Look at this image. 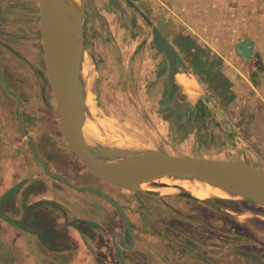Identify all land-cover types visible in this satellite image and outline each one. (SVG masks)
Instances as JSON below:
<instances>
[{"label": "rangeland", "instance_id": "374dc122", "mask_svg": "<svg viewBox=\"0 0 264 264\" xmlns=\"http://www.w3.org/2000/svg\"><path fill=\"white\" fill-rule=\"evenodd\" d=\"M131 1L140 10L127 0H81V43L90 58V69L88 84L84 83L80 100L84 118H88L99 133L98 138L92 135L93 141L96 146L98 142L105 148L100 142L102 140L110 149L203 155L206 147L212 148L217 144L215 136L205 142L204 138L195 137L197 131H194L193 137L188 135L187 127L170 125L172 122L169 119L175 117L170 112L172 109H168L173 95L170 90H165V86L170 87L171 84L170 81L167 83L166 59L153 41V29H161L171 39L185 36L183 45L190 48L196 43L198 48L194 56L203 60L211 52L215 57H221L232 51L239 76H251L252 79L253 75L257 77L259 71L264 69L261 68L264 64L259 68L256 56L249 63L239 57L236 44L252 40L255 55H261L264 60V0ZM1 8L0 27L2 24H23L20 32L13 34L0 29V39L6 38L3 35L13 36L23 46L24 89L46 90L45 114L40 119V127L61 138L57 143L71 148L75 156L61 129V113L48 78L46 63L43 75L41 67L40 76L37 72V59L39 56L41 59L43 53L39 0H11L7 2L6 10ZM143 14L149 17L154 27L149 26ZM188 34L193 36L192 39L187 37ZM201 42L216 47H199ZM229 42L234 46L228 47ZM198 60L193 59L194 64L202 62ZM209 62L211 66L225 63L220 59ZM211 66L202 68V77H212L209 71ZM219 78L216 74L214 79L223 88L225 83ZM11 85L17 90L20 88L13 80ZM118 143L124 145L118 146ZM42 150L46 151L44 148ZM43 151L39 156L41 160L45 158ZM56 159H60V155ZM99 182L104 184V192L117 203V194L122 191L126 194L125 198L136 200L137 208L125 206V212L133 216L140 214L141 222L135 226L137 231H152L155 235H161L163 246L168 241L169 246L173 242V245H183L191 250L205 248L207 264H264V206L252 199L244 196L238 199L201 200L187 193H131L105 181ZM94 183L96 185L97 181ZM210 204L219 205L221 209L216 214H209L205 206ZM182 217H190L193 221ZM198 218L197 223L194 220ZM181 230L185 231L183 243L171 238L172 231ZM5 248V243L0 241V264H7L2 254ZM195 259L197 262L196 256Z\"/></svg>", "mask_w": 264, "mask_h": 264}, {"label": "crops", "instance_id": "0c3cea01", "mask_svg": "<svg viewBox=\"0 0 264 264\" xmlns=\"http://www.w3.org/2000/svg\"><path fill=\"white\" fill-rule=\"evenodd\" d=\"M8 1L11 0H0L1 9L6 10ZM22 25L2 24L0 29L13 34L20 32ZM161 32L176 52L172 63L156 46L166 59L167 83L170 81L171 85L165 86V90H170L173 95L168 109H172L170 112L175 117L169 119L170 125L187 127L188 135L193 137L197 131L195 137H202L205 142L215 136L217 143L212 148L206 147L203 155L168 154L243 161L264 172V69L257 77L242 78L234 65L232 51L226 56L221 54L222 58L211 52L203 60L194 56L198 48L196 43L187 48L183 45L185 36L171 39L167 33ZM3 36L6 38L0 39V241L6 245L2 254L7 264H121L119 247L125 264H207L205 248L191 250L183 245H173V242L169 246L168 241L163 246L161 235L137 231L135 226L141 222L140 214L133 216L125 212V206L137 208L136 200L125 198L123 191L117 194L116 200L130 219L134 240L128 234L119 209L109 200L91 190L76 189L46 172L35 159L33 149L39 160L42 149H46L41 161L47 163L49 172L70 184L105 190L104 184L99 182L101 180L91 174L75 152L73 156L71 148L57 143L61 138L40 127V119L45 114L46 90L24 89L23 46L13 36ZM187 37L193 36L188 34ZM206 44L201 42L199 47H216ZM239 44H236L239 57L249 63L256 56L257 66L260 68L264 64L262 56L255 55V44L250 58L239 53ZM227 46L234 45L229 42ZM42 51L41 59L40 56L37 59L38 76L40 67L42 75L45 70L44 46ZM193 59L202 62L194 64ZM215 59L225 63L211 66L209 60ZM207 66H211L212 77L203 76V79L201 70ZM216 74L225 83L223 88L215 81ZM12 80L20 85L19 90L12 87ZM220 90L225 91L221 93ZM59 155L60 159H56ZM94 181H97L96 185ZM205 207V211L212 215L221 209L214 204ZM182 219L193 221L190 217ZM194 221L198 223L199 218ZM182 235H185L184 230L172 231L171 238L183 243ZM125 245L132 247L126 248Z\"/></svg>", "mask_w": 264, "mask_h": 264}, {"label": "water", "instance_id": "95a60500", "mask_svg": "<svg viewBox=\"0 0 264 264\" xmlns=\"http://www.w3.org/2000/svg\"><path fill=\"white\" fill-rule=\"evenodd\" d=\"M59 3L60 0H39L41 10L40 26L48 78L61 113L60 124L62 132L74 152L97 179L118 188L134 192H146L143 187L145 184L165 177L190 178L201 174L238 190L245 197L264 206V172L243 161L182 157L159 151L137 152L138 154L135 155L134 160L125 166L115 165L103 159L99 155L98 148L92 137L85 132L81 100L77 98L78 88L74 83L73 65L63 47L56 28ZM128 3L139 10L137 5L131 0H128ZM143 16L149 25L153 26V22L149 17L144 14ZM153 34L158 49L164 51L173 63L176 59V52L169 41L157 27H154ZM238 48L239 53L243 57L250 58L254 54V43L250 39L241 42ZM33 150L35 159L44 166L49 175L76 189H87L96 192L116 206L126 222L129 236L134 240L129 217L123 208L108 194L92 186H75L60 176L49 172L47 163L39 160L36 150ZM123 153L118 151L115 157L122 158L125 156ZM120 238L122 242H125L122 235H120ZM125 247L130 248L132 246L125 245ZM119 251L121 264H125V257L121 247H119Z\"/></svg>", "mask_w": 264, "mask_h": 264}, {"label": "bare ground", "instance_id": "6f19581e", "mask_svg": "<svg viewBox=\"0 0 264 264\" xmlns=\"http://www.w3.org/2000/svg\"><path fill=\"white\" fill-rule=\"evenodd\" d=\"M80 13L81 0H60L58 17L56 18L57 31L60 35L63 47L73 65L74 83L78 88V99L82 98L84 83H86V85L88 84V72L90 69L88 62L90 58L87 57L86 50L81 43ZM84 128L85 132L89 134L92 139V135H95L97 138L99 137L98 131L96 132L94 125L88 118H84ZM100 142L105 148L101 147L97 142L99 155L115 165H128L134 160L135 155L138 154L137 152L139 151L137 149H110V147L106 148L107 145L104 141L100 140ZM117 145L122 146L124 144L118 143ZM118 151L124 152L123 155L125 156L116 158L115 154ZM143 187L148 193H187L201 200L212 198H244L243 193L238 190L201 174L190 178L174 177L173 179L172 177H165L155 182L145 184Z\"/></svg>", "mask_w": 264, "mask_h": 264}]
</instances>
